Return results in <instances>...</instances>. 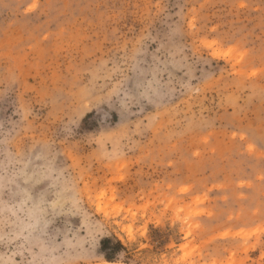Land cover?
<instances>
[{"label":"rangeland","instance_id":"rangeland-1","mask_svg":"<svg viewBox=\"0 0 264 264\" xmlns=\"http://www.w3.org/2000/svg\"><path fill=\"white\" fill-rule=\"evenodd\" d=\"M105 238L264 264V0H0V264Z\"/></svg>","mask_w":264,"mask_h":264},{"label":"trees","instance_id":"trees-1","mask_svg":"<svg viewBox=\"0 0 264 264\" xmlns=\"http://www.w3.org/2000/svg\"><path fill=\"white\" fill-rule=\"evenodd\" d=\"M124 250L120 241L114 242L110 238H105L100 243V251L105 259L112 262L116 259V255Z\"/></svg>","mask_w":264,"mask_h":264},{"label":"bare ground","instance_id":"bare-ground-1","mask_svg":"<svg viewBox=\"0 0 264 264\" xmlns=\"http://www.w3.org/2000/svg\"><path fill=\"white\" fill-rule=\"evenodd\" d=\"M103 264H122V263H116V262H108V261H105Z\"/></svg>","mask_w":264,"mask_h":264}]
</instances>
